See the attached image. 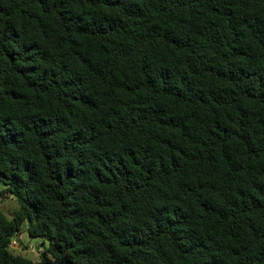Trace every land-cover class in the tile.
I'll list each match as a JSON object with an SVG mask.
<instances>
[{
	"label": "trees",
	"instance_id": "obj_1",
	"mask_svg": "<svg viewBox=\"0 0 264 264\" xmlns=\"http://www.w3.org/2000/svg\"><path fill=\"white\" fill-rule=\"evenodd\" d=\"M9 195L0 264H264V0H0Z\"/></svg>",
	"mask_w": 264,
	"mask_h": 264
},
{
	"label": "rangeland",
	"instance_id": "obj_2",
	"mask_svg": "<svg viewBox=\"0 0 264 264\" xmlns=\"http://www.w3.org/2000/svg\"><path fill=\"white\" fill-rule=\"evenodd\" d=\"M18 208V203L13 196L2 197L0 200V210L8 217ZM48 241L41 238H32L27 232H21V240L19 246L13 248L9 246V250L13 254H19L31 260L40 259L41 252L47 247Z\"/></svg>",
	"mask_w": 264,
	"mask_h": 264
},
{
	"label": "built area",
	"instance_id": "obj_3",
	"mask_svg": "<svg viewBox=\"0 0 264 264\" xmlns=\"http://www.w3.org/2000/svg\"><path fill=\"white\" fill-rule=\"evenodd\" d=\"M21 240V233H17L11 237L9 246L16 248L19 246V241Z\"/></svg>",
	"mask_w": 264,
	"mask_h": 264
}]
</instances>
